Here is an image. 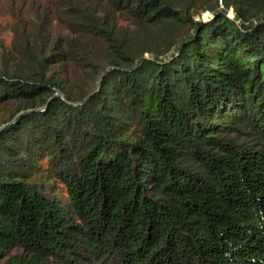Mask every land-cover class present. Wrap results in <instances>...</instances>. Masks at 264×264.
<instances>
[{
    "label": "trees",
    "instance_id": "obj_1",
    "mask_svg": "<svg viewBox=\"0 0 264 264\" xmlns=\"http://www.w3.org/2000/svg\"><path fill=\"white\" fill-rule=\"evenodd\" d=\"M31 11L0 44V264H264V0Z\"/></svg>",
    "mask_w": 264,
    "mask_h": 264
},
{
    "label": "rangeland",
    "instance_id": "obj_2",
    "mask_svg": "<svg viewBox=\"0 0 264 264\" xmlns=\"http://www.w3.org/2000/svg\"><path fill=\"white\" fill-rule=\"evenodd\" d=\"M36 0H0V25L5 29L0 34V44L9 46L13 40V30L18 28L19 22L17 17L21 16V12L26 13L25 16L31 17V5ZM24 16V17H25ZM213 17L211 12H205L197 17V20L206 21ZM229 16L233 17V11H229Z\"/></svg>",
    "mask_w": 264,
    "mask_h": 264
},
{
    "label": "water",
    "instance_id": "obj_3",
    "mask_svg": "<svg viewBox=\"0 0 264 264\" xmlns=\"http://www.w3.org/2000/svg\"><path fill=\"white\" fill-rule=\"evenodd\" d=\"M211 18H212V16H211ZM210 20V19H209ZM206 21H208V20H206Z\"/></svg>",
    "mask_w": 264,
    "mask_h": 264
}]
</instances>
